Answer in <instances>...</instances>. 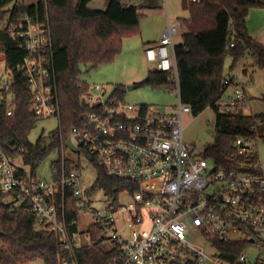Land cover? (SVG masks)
I'll return each mask as SVG.
<instances>
[{"label": "built area", "instance_id": "2783aa9c", "mask_svg": "<svg viewBox=\"0 0 264 264\" xmlns=\"http://www.w3.org/2000/svg\"><path fill=\"white\" fill-rule=\"evenodd\" d=\"M16 3L31 4L16 0L0 26L25 56L9 68L0 48V106L13 114L12 85L15 74H21L27 79L36 120L57 118L59 129L61 102L50 21L14 15ZM179 33L169 20L159 42L145 49L155 69L172 76L168 88L179 98L175 111L128 102L108 84H88L80 96L79 122L61 143L50 180L25 161V145L12 143L6 151L0 144V204L33 213L37 230L59 237L61 251L54 264H80L76 250L98 241L110 243L105 247L112 253L109 264H264V168L257 148L261 138L237 137L235 152L224 166L185 140L184 115L191 107L180 94L175 52ZM235 81L226 80L228 87L217 103L220 113L245 114L250 108L244 83ZM82 154L108 176L135 184V189L108 195L104 211L92 209L77 167ZM87 216L88 230L81 231V218ZM252 244L258 251L254 259L246 252ZM238 246L243 250L235 258L224 255L234 254Z\"/></svg>", "mask_w": 264, "mask_h": 264}, {"label": "trees", "instance_id": "16d2710c", "mask_svg": "<svg viewBox=\"0 0 264 264\" xmlns=\"http://www.w3.org/2000/svg\"><path fill=\"white\" fill-rule=\"evenodd\" d=\"M16 0H0V19L8 13L6 8ZM92 0H37L31 4H15L13 13L29 14L35 19L50 21L53 37L54 65L58 76L61 102V127L50 133L53 140L47 144L44 136L30 141V133L37 120L29 105L30 92L27 79L15 74L12 90L15 108L7 115V107L0 106V144L6 151L9 145H25V161L31 164L34 173L48 154L61 146L69 136L70 128L79 122L80 96L88 83L81 79L83 73L113 61L121 51L122 42L128 35L137 32L140 13L135 5L123 6L119 0H110L106 9H93ZM190 17L185 19L186 30L175 46L180 80V94L184 103L198 116L208 107L216 110L215 141L205 149L204 156L221 166L235 152L234 141L239 136L259 137L264 140V113L223 114L218 101L228 87L226 80L235 83L233 74L237 63L247 56L243 73L251 74L250 66L264 69V44L255 42L248 33L247 18L252 9H264V0H183ZM231 41L234 46H231ZM0 48L6 54L9 68L22 62L25 52L20 50L0 26ZM251 49V54L248 50ZM232 58L230 72H224V60ZM140 84L153 86L172 84L168 72L157 69L149 71ZM117 90L124 94L122 87ZM264 100V95L262 96ZM68 167L70 161H67ZM94 165V164H93ZM81 168L80 166H77ZM98 178L95 188H103L109 196H117L123 188L135 189L136 185L110 177L104 168L95 165ZM73 203V200H72ZM72 209V216L76 215ZM35 215L24 209L12 210L0 204V264H24L40 260L54 264L60 253L59 237L53 232L39 231L34 225ZM104 241L91 247L76 250L80 264H109L112 253L104 248ZM224 251V249L221 247ZM243 250L237 247L232 259Z\"/></svg>", "mask_w": 264, "mask_h": 264}, {"label": "rangeland", "instance_id": "374dc122", "mask_svg": "<svg viewBox=\"0 0 264 264\" xmlns=\"http://www.w3.org/2000/svg\"><path fill=\"white\" fill-rule=\"evenodd\" d=\"M37 0H29V3H34ZM163 1L164 15L158 10L151 9L150 4L146 1L139 3L138 9L141 15L140 24L137 27V32L125 37L122 42V51L116 55L115 59L109 63L102 64L97 68L91 69L82 74L81 79L88 84H108L110 90L122 87L124 95L128 102L136 104H152L162 108L166 112L176 110L179 98L175 90L169 89L167 86H153L151 84H140L136 88L129 89V85L142 83L148 76L149 71L156 68L154 62L148 61L145 57V42L147 38L154 39L162 34L163 27H167L168 19L180 28L177 41L181 38L183 25L180 24L183 19L189 18V11L183 7V0H159ZM103 0H93L91 7L100 8L103 6ZM8 5L6 8L10 7ZM145 6H149L146 8ZM247 18L248 32L250 29L257 33L252 34L256 39L264 30V9H252ZM183 23V22H182ZM184 27L186 22L184 21ZM186 30V28H185ZM260 42L264 44V34L259 37ZM248 64L253 60L247 56L239 61L233 70L236 80L245 84L246 91L249 96L250 108L245 111V114L252 115L264 113V69L250 66L251 74L243 73L245 62ZM232 58L227 55L224 60V72L226 75L230 72ZM217 112L214 108L208 107L198 116L191 113L184 115V138L192 144L197 152H204L206 148L211 146L215 141V118ZM59 127L57 118H44L37 121L36 126L30 133V141L36 142L40 136H44L47 144L53 140L50 133ZM257 148L260 161L264 168V140L257 141ZM72 153V152H71ZM67 154H70L68 152ZM61 156V150L56 148L52 150L44 161L39 165L36 172L38 176L50 180L52 177L51 163ZM76 160L78 158L74 156ZM81 185L83 189H91L98 178V169L93 165L85 155H81L80 169ZM91 200V208L96 210H105L109 205L110 199L103 188H95L89 195ZM126 197H122L121 201H125ZM89 217H82L80 221V230H88ZM110 245L109 242L104 243V248ZM252 249L246 252L254 259L258 255L255 245H251Z\"/></svg>", "mask_w": 264, "mask_h": 264}, {"label": "crops", "instance_id": "0c3cea01", "mask_svg": "<svg viewBox=\"0 0 264 264\" xmlns=\"http://www.w3.org/2000/svg\"><path fill=\"white\" fill-rule=\"evenodd\" d=\"M93 1V0H92ZM91 1V2H92ZM102 1V0H101ZM109 1L110 0H103V6H101L100 8H97V7H91L90 6V4H89V6L91 7V8H93V9H106V7H107V5H108V3H109ZM120 2H121V4L123 5V6H130V5H135V6H137V7H139L138 6V2H136V0H119ZM139 1H141V2H139V3H143V1H146L147 3H149L150 4V8L151 9H156V11L158 10L162 15H164V5H163V1H161V2H159V0H139ZM187 2H190V0H186ZM146 8H148L149 6H145ZM184 7V6H183ZM186 9V8H185ZM188 10V9H187ZM138 12H139V10H138ZM250 15V14H249ZM189 17H190V14H189ZM170 19H168V21H169ZM184 20L185 19H183V21H181L180 22V24L181 25H183L182 27H183V29L184 30H182L183 32L185 31V28L186 27H184L185 25H184ZM183 22V23H182ZM173 23V22H172ZM177 25V24H176ZM178 26V25H177ZM167 27H163V30L162 31H164L165 29H166ZM180 29V28H179ZM183 32H181V35H182V33ZM249 33V35L251 36V38L255 41V42H259V43H262V42H260V40H258L259 39V37L260 36H262L263 34H264V30H262L261 31V34L258 36V38H254L253 36H252V34H255V33H257V32H255L254 30L252 31L251 29H250V31L248 32ZM160 37H161V35L160 36H157L156 38H154V39H149V38H147V40H146V42H145V48L144 49H146V47H147V45H149V44H153V43H157V42H159V40H160ZM181 40V38L178 40V41H180ZM177 41V42H178ZM263 44V43H262ZM245 85V84H244Z\"/></svg>", "mask_w": 264, "mask_h": 264}, {"label": "water", "instance_id": "95a60500", "mask_svg": "<svg viewBox=\"0 0 264 264\" xmlns=\"http://www.w3.org/2000/svg\"><path fill=\"white\" fill-rule=\"evenodd\" d=\"M137 87V84H134V85H129L128 88L129 89H133V88H136ZM67 144L72 147V149L76 150V146H74V144L72 143L71 139H67ZM2 232L0 231V234Z\"/></svg>", "mask_w": 264, "mask_h": 264}]
</instances>
